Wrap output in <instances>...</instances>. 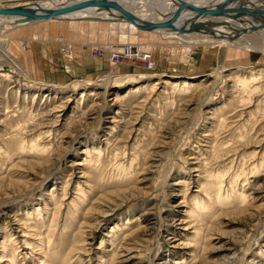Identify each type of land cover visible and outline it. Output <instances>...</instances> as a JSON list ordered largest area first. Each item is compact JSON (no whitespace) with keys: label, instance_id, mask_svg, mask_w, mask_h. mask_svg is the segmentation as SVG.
Returning <instances> with one entry per match:
<instances>
[{"label":"rangeland","instance_id":"1","mask_svg":"<svg viewBox=\"0 0 264 264\" xmlns=\"http://www.w3.org/2000/svg\"><path fill=\"white\" fill-rule=\"evenodd\" d=\"M25 2L0 0V7ZM104 22L81 24L104 37L97 42L77 31L78 22L0 29V45L14 61L0 56V264H9L4 256L11 253L16 264H37L51 224L54 260L78 252L64 264H264V87L240 106L233 81L250 70L260 75L264 53L229 58L227 47L193 51L155 33L114 27L110 34ZM131 47L152 54V70L137 58L109 61V53ZM219 66L222 78L208 74ZM112 69L118 76L111 79ZM17 117L30 118L26 141L42 132L41 145L53 142L43 155L48 161L35 152L15 151L12 159L5 153ZM87 150L94 157L101 151L91 169ZM205 170H224L226 189L235 174V198L245 190L248 204L208 208L195 237L190 212L192 200L204 197Z\"/></svg>","mask_w":264,"mask_h":264},{"label":"bare ground","instance_id":"2","mask_svg":"<svg viewBox=\"0 0 264 264\" xmlns=\"http://www.w3.org/2000/svg\"><path fill=\"white\" fill-rule=\"evenodd\" d=\"M70 1H72V0H37L36 2H40L43 6H47V7H56L59 5L66 4L67 2H70ZM119 1L124 4L126 9H128L129 11H132L135 15L141 17L142 19H146V20H150V21H156V22L166 20V19L170 18L171 16H173V14L175 13L176 9L179 6V2L177 0H119ZM184 1L193 3V4L198 5V6H205V7H207V6H218L219 4L224 3V1H226V2L228 1V3L226 6L223 7L224 10L220 14H218V15L212 14V15H208V16L206 15V16L202 17L200 21H202V23L206 29H199V30H193L191 26H188L189 22L187 20L191 19L194 15V13L190 9L186 10L185 13L181 14L180 18L175 22V24H173L172 28H168L165 30L161 29V30H154V31L152 30L151 31V30L145 29L143 27H140L134 23H131L129 21L119 20V19L118 20H116V19L111 20V18H115L116 16H119V14L117 12H114V11H112V12H99L95 8H90L88 10L80 11V12H74V13L68 14L66 16H62L61 19L37 20V21H29V22H24V23L18 22L19 20L16 17L0 16V29L2 31H4L5 29H12V28H16V27L21 29L22 27H27V25L33 24V23H38L40 26L48 27L50 29L51 28L52 29L53 28L59 29L58 26H60V25L67 24L69 26H72L73 22H78L74 26V27H77V25H78L77 31L80 32L83 37H86L87 39L92 38L94 41L97 42V40L99 41V39H101L103 36L101 38L95 37V35H92L88 31H86L87 30V29L85 30L86 27H83L81 24L87 23L89 21L96 20V19L98 20V18H101V19H109L105 22L110 24L106 28V30L111 31L110 34L114 31V29H115L114 27H116L120 31H122L123 34H127V33L139 34L140 36H143V37H147L148 35L155 33V35H158L159 39H162L163 37H173L174 39L178 40V43H180L181 46H187L190 49H192L193 51H197L198 47H204L207 49H210L209 47H227L229 49L227 57H229V58L232 56L231 54H235V52L238 53L239 51H241V52L242 51H246V52L247 51H249V52L254 51V52H250V53H255V51H256V52H260L261 54L264 53V0H234L233 2H229V0H184ZM32 2H35V1L27 0V2H25V3H16V4H12V5H23V4H29ZM12 5H4V6H12ZM102 21H104V20H102ZM112 28H114L113 31H112ZM39 29L41 30V28H39ZM100 29H102V28H100ZM30 31H32V30H30ZM42 31L43 30H41V32ZM103 32H105V31H103ZM36 33H38V32H36ZM119 33H121V32H119ZM11 34H13V33H11ZM38 34L41 35V33H38ZM107 34H108V32H107ZM15 37H16V35L14 37H10V38H15ZM253 37L254 38H260L262 40L261 44L256 46L254 43L255 40L253 39ZM12 44H14V43L12 42ZM3 46L4 45H2V46L0 45V56H2V58L6 57L10 60L12 59L11 62H14L9 51L6 49V47L3 48ZM18 50H20V49H18ZM15 52H16V50L14 51V53ZM14 65H15V63H14ZM18 68H19V66H18ZM224 68H225L224 66H219V67L213 68L211 70V73H208V74H213L215 77H217V79L222 78L224 76L223 75V69ZM249 68L253 69L254 67L252 66ZM110 72L113 73L114 75L110 73L111 75L109 76V78L111 77V79H112L115 76H118V74L114 72V69H112ZM259 74L260 75L257 76L256 72H254L253 70H250L249 73L247 74V76H244L243 74H238V75L233 74V76L236 75L233 77V79H234L233 81L235 82L234 89L236 88V90L239 93H241L238 96V98L236 99V102L238 101L239 103H241L240 106H243V105L251 102L253 94L258 92V90L260 88L262 89L264 87L263 83L261 82L264 80V70H260ZM1 76H2V79H4V80H7V78H8L7 73L4 75L1 74ZM109 78H107L105 80L106 85H108V83H109L108 82ZM101 79H104V78H101ZM261 79H263V80H261ZM87 83H91V80L87 79ZM183 83H184L183 89L185 90L187 88V86L189 85L188 80L183 81ZM75 84L78 85L77 82H75ZM74 87H75V85H74ZM144 87H145L144 85L133 86V89L130 90V92L133 91L134 93H140ZM84 92L85 91H83V93H82L81 100L83 99V97L86 96V94ZM260 92H261V90H260ZM92 94L93 93H91V95ZM55 98H57V97L55 96ZM260 102H262V101H260ZM260 102H258V104L256 106L258 110L260 109V107H259ZM8 104H9V102H8ZM60 105H61V107H64V105H62V104H60ZM59 107L60 106L58 105L54 109L59 108ZM7 108H9V107H7ZM236 108L237 107H235L234 109H236ZM15 113H18V110L13 111V116ZM21 114H24V113L19 112V115H21ZM9 116H10V113H9ZM24 116H25V114H24ZM28 117L31 118V113ZM30 118L27 119V117H26L25 119H22L20 117H17V119H18L17 123L11 124V130L7 136L8 147L5 148V153L8 155V157H11V159H12L15 157L12 156L11 153H13L15 151H17L19 153L35 152V153H37V155L41 159H44V161H48L50 157L43 156V155H45L47 152L51 151V150H49V146L53 145V142H49L48 145L47 144L41 145L40 141L43 139V137H42L43 133L42 132L39 134H36V135L33 134L34 135L33 138H31L28 141H26L23 137V134H24L23 130L24 129L26 130L28 128V125L30 123V120H29ZM20 121H21V123H20ZM22 121H23V123H22ZM223 122L224 121L220 119V121L218 123L220 124ZM239 129H241V128H239ZM44 134H47V132H45ZM242 138H243V134L242 135L239 134L238 140L242 141ZM225 144H227L226 141H224L223 144L220 146L224 147ZM212 146H214V148L216 147L215 145H212ZM225 147H227V146H225ZM214 148L212 147V149H214ZM94 152L98 153L96 157H94L93 155L90 156L91 151H89V150H87L85 152L87 157H88L87 163L91 165L90 169L92 168L93 163L100 159L99 153H101V151L100 150H98V151L94 150ZM217 157L222 158L223 152L222 153L219 152ZM261 158H262V162H264V154H262ZM42 163H44V162L42 161ZM96 166H98V164H96ZM254 168H255V171L257 172V168H258L257 165ZM205 171L208 173H206V178H204V180L206 181V184H202L204 186V188H206V191L203 194L204 197H199V198L194 197L195 199L192 200L194 207L190 212L191 217L193 219H191V221H189V222H191V224H190V225H192L191 228H194V230H196L193 233L195 237H197L199 234H201V230H202V227L200 225H198L196 220H199V221L205 220L207 218L205 210H207L208 208L214 209L216 206H218L219 208L217 210H219V209L226 208L229 206H231V208H232V206H238L237 209H239V206L245 207L248 204L247 198L249 195L247 194V192L245 190H241V192L238 193V197L235 198V194L237 195V192H238V190L236 189L237 181L235 178V174L232 175L230 182H229L228 189H226L225 185H224L225 179H223V177L226 176L225 175L226 172H224V170H219L218 173L215 172V174H213L212 171H208V170H205ZM78 193L82 194L83 197L85 196L84 190H82V188L79 186H78ZM57 214H59V213H57L55 211L53 214V218H52L51 223H55L57 221V217H59ZM51 226H52V224L50 225V227L48 229L47 238H45L40 243L41 246H45L44 247L45 248V252H44L45 255L40 257L41 259L38 261L40 262V264H58V263H60L59 261L62 260L61 264H64V261L67 258L73 259L75 256L78 255V252H77V250H75V252L73 253V251L71 250L70 253L69 252L63 253V255H61V259L55 261L54 259H55L56 253L54 252V250H57L59 247L57 246V244L55 242L56 240H55L54 231L50 230ZM14 242H16V240L11 241V243H14ZM6 243H7V240H6V242L3 243L5 252L7 251L6 250L7 249ZM24 243L30 244V243H28L27 240H25ZM50 253L53 254L52 259H50V257H49V256H51ZM6 256H7L6 261H8L9 264H16L15 253H13V254L11 253L10 255H5L4 257H6ZM64 258H65V260H63ZM72 263H73V261H72Z\"/></svg>","mask_w":264,"mask_h":264},{"label":"water","instance_id":"3","mask_svg":"<svg viewBox=\"0 0 264 264\" xmlns=\"http://www.w3.org/2000/svg\"><path fill=\"white\" fill-rule=\"evenodd\" d=\"M179 6L176 9L173 16L162 21H150L142 19L135 15L132 11L126 9L124 4L119 0H72L66 4L59 5L56 7L43 6L40 2H32L23 5H12L0 7V16H12L18 18V22L24 23L29 21L47 20V19H61L62 16L74 12L85 11L90 8H95L99 12H117L119 16L111 18V20H125L134 23L140 27L148 30H165L172 28L173 24L180 18L181 14L185 13L186 10L190 9L194 15L191 19L187 20L188 26H191L193 30L206 29L203 25L201 18L208 15H218L224 10V6L227 5L228 1L219 4L218 6H198L193 3L177 0ZM234 0H229L233 2ZM98 20L107 21L109 19Z\"/></svg>","mask_w":264,"mask_h":264},{"label":"built area","instance_id":"4","mask_svg":"<svg viewBox=\"0 0 264 264\" xmlns=\"http://www.w3.org/2000/svg\"><path fill=\"white\" fill-rule=\"evenodd\" d=\"M66 48V47H64ZM125 58L134 59L137 58L143 62V66L146 70H152L154 67V62L152 59V54L148 51H138L136 48H126L125 52L109 53V60L113 64L123 63Z\"/></svg>","mask_w":264,"mask_h":264}]
</instances>
